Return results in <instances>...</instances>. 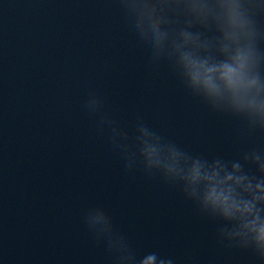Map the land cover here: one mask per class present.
I'll use <instances>...</instances> for the list:
<instances>
[{
	"label": "water",
	"instance_id": "95a60500",
	"mask_svg": "<svg viewBox=\"0 0 264 264\" xmlns=\"http://www.w3.org/2000/svg\"><path fill=\"white\" fill-rule=\"evenodd\" d=\"M90 93L129 150L137 121L208 159L264 149V131L211 111L151 61L119 0H0V264H113L83 221L93 206L134 248L175 264H260L221 241L178 186L119 167L84 107Z\"/></svg>",
	"mask_w": 264,
	"mask_h": 264
},
{
	"label": "clouds",
	"instance_id": "9594fccd",
	"mask_svg": "<svg viewBox=\"0 0 264 264\" xmlns=\"http://www.w3.org/2000/svg\"><path fill=\"white\" fill-rule=\"evenodd\" d=\"M142 50L152 62H166L185 90L211 111L264 131V0H119ZM108 130L119 167L134 164L178 186L199 212L216 221L217 236L251 250L264 264V149L251 148L239 160L194 155L137 121L133 147L90 93L84 102ZM83 221L95 244L113 264H175L156 248H134L113 228L102 207H88Z\"/></svg>",
	"mask_w": 264,
	"mask_h": 264
}]
</instances>
